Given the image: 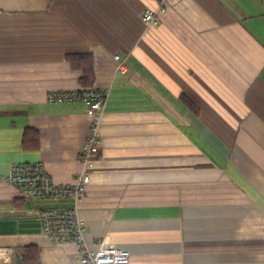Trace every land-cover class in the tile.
I'll list each match as a JSON object with an SVG mask.
<instances>
[{
    "label": "crops",
    "instance_id": "crops-1",
    "mask_svg": "<svg viewBox=\"0 0 264 264\" xmlns=\"http://www.w3.org/2000/svg\"><path fill=\"white\" fill-rule=\"evenodd\" d=\"M158 3L0 0V246L13 259L36 245L39 264H78L81 245L54 242L37 213L74 201L26 198L4 176L39 161L72 182L91 117L48 93L94 86L110 95L78 201L84 240L129 250L124 264H264V0H174L146 28Z\"/></svg>",
    "mask_w": 264,
    "mask_h": 264
},
{
    "label": "built area",
    "instance_id": "built-area-1",
    "mask_svg": "<svg viewBox=\"0 0 264 264\" xmlns=\"http://www.w3.org/2000/svg\"><path fill=\"white\" fill-rule=\"evenodd\" d=\"M174 0H159L154 8H145L141 19L146 28L156 24L161 13L167 11ZM116 69L124 73L126 65L120 54H114ZM110 95L109 87H80L74 89H56L48 93V101L55 103L81 100L91 117L90 130L79 150L82 169L72 182L57 184L54 182L42 162H14L11 164L4 181L15 186L20 194L31 199H71L72 205L44 206L38 209L42 228L54 242L79 243L82 252L78 264H124L129 261L127 249L115 248L106 240L95 243L84 240L85 223L79 215L78 201L87 192L91 181L90 169L94 166L100 150V128L104 119L106 105ZM11 249L0 246V264H18L11 255Z\"/></svg>",
    "mask_w": 264,
    "mask_h": 264
},
{
    "label": "trees",
    "instance_id": "trees-1",
    "mask_svg": "<svg viewBox=\"0 0 264 264\" xmlns=\"http://www.w3.org/2000/svg\"><path fill=\"white\" fill-rule=\"evenodd\" d=\"M72 62H76L74 65L79 66L83 69V76L81 77V82L83 84H90L93 82V65L91 64L90 55H73L69 56ZM74 60V61H73ZM34 134V135H33ZM33 136V137H31ZM36 136V137H35ZM24 141H33L31 144L33 146H38V135L35 131L31 129H26L24 133ZM39 247L36 245H26L16 248L14 260L18 264H39Z\"/></svg>",
    "mask_w": 264,
    "mask_h": 264
}]
</instances>
